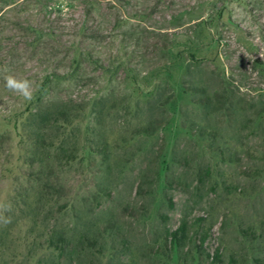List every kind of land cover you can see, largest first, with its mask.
I'll return each instance as SVG.
<instances>
[{"label": "rangeland", "instance_id": "374dc122", "mask_svg": "<svg viewBox=\"0 0 264 264\" xmlns=\"http://www.w3.org/2000/svg\"><path fill=\"white\" fill-rule=\"evenodd\" d=\"M76 52L77 79L56 81ZM7 75L29 80L33 98L8 90ZM110 91L167 102L152 134L136 135L145 116L122 103L94 138L110 140L109 161L47 168L58 204L23 211L30 110ZM0 203V264H55L44 229L55 218L78 229L75 216L105 229L103 264H264V0H0Z\"/></svg>", "mask_w": 264, "mask_h": 264}, {"label": "trees", "instance_id": "16d2710c", "mask_svg": "<svg viewBox=\"0 0 264 264\" xmlns=\"http://www.w3.org/2000/svg\"><path fill=\"white\" fill-rule=\"evenodd\" d=\"M82 55L76 52L72 57L70 71L64 75L54 74L53 78L56 81L77 79ZM103 68L106 72L110 71L109 68ZM48 83H50L49 79L44 85ZM201 92L206 99L203 105L207 107L210 97L204 88ZM145 97V99L138 98L135 102L132 95L120 96L110 91L87 100H48L39 104L34 110H30L24 129L30 130L27 140L30 146L28 164L36 171L32 178L35 190L31 198L25 200L23 211L36 212L42 210L47 204L50 207L58 204L62 183L58 176L46 178L47 168L62 170L85 159H95L99 155L103 157L104 164L107 160L109 161L112 153L108 152V147L111 145L110 140L104 138L103 141L101 138L99 140L94 138L97 137L103 120L117 113L122 103H125L124 109L130 114L138 115L139 111H142L145 116V121L140 122L136 128V135L152 134L157 122L155 116L164 113L167 102L160 101L154 93H149ZM86 123L89 124L87 130L93 140L82 142L79 136L81 125ZM101 173L104 177H109L111 167L104 169ZM35 216L31 220L34 225L39 226ZM75 217V224L78 227L80 225L78 229L69 230L59 225L58 218H55L52 224L49 223L47 229H44L46 247L43 249L49 253V257L55 264H103L111 257L112 251L110 244H103V242L106 243L105 229L102 230L97 225L81 226L79 221L83 218ZM188 228V221L184 219L178 230L172 233V241L177 243L171 244L173 252L179 253L185 245L179 243L187 237Z\"/></svg>", "mask_w": 264, "mask_h": 264}, {"label": "clouds", "instance_id": "9594fccd", "mask_svg": "<svg viewBox=\"0 0 264 264\" xmlns=\"http://www.w3.org/2000/svg\"><path fill=\"white\" fill-rule=\"evenodd\" d=\"M5 86L8 90L19 94L26 101H30L33 98L32 84L27 79H17L13 75H7L5 77ZM7 210V205L0 203V222L7 224L10 222V218H6L3 212Z\"/></svg>", "mask_w": 264, "mask_h": 264}]
</instances>
